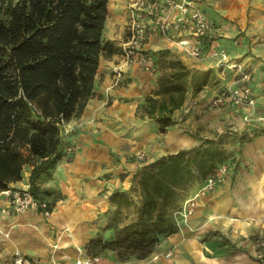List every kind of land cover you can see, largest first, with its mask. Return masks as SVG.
Listing matches in <instances>:
<instances>
[{"label":"trees","instance_id":"trees-1","mask_svg":"<svg viewBox=\"0 0 264 264\" xmlns=\"http://www.w3.org/2000/svg\"><path fill=\"white\" fill-rule=\"evenodd\" d=\"M111 1L0 0V192L22 180L31 165V190L45 199L40 191L43 175L64 155L61 125L81 116L95 95L104 55L122 49L104 37ZM144 45L138 50L150 52ZM172 67L137 109L141 117L155 119L163 132L178 122L176 112L189 85L197 93L211 80V71L193 73L181 58L172 60ZM249 83L255 92L253 76ZM226 158L223 148L209 139L148 161L133 176L142 197L139 217L118 225L108 240L101 235L97 240L117 249L122 259L149 257L164 237L178 230L171 211L182 190L202 184ZM110 200L118 209L132 203L121 189Z\"/></svg>","mask_w":264,"mask_h":264},{"label":"rangeland","instance_id":"rangeland-1","mask_svg":"<svg viewBox=\"0 0 264 264\" xmlns=\"http://www.w3.org/2000/svg\"><path fill=\"white\" fill-rule=\"evenodd\" d=\"M13 1L16 2L18 0ZM117 1L116 3L118 4ZM119 1L123 3L122 8L125 18H119L120 20L117 24L115 21L117 16L114 17L111 14L110 18L112 17V19H110L109 25L108 23L106 24L104 37L106 40H113L122 49L120 52L110 56L104 55V58L111 66L110 77L107 79L104 73L101 80L97 82L98 86H103V84L109 86L107 93H104L105 95L102 92L100 94V99L103 102V121H105V126L102 127L100 125V127L104 129L103 132L105 134L103 135L102 132L100 135L102 137H99L98 131H95L97 136L94 135L92 141L97 142L92 145H81L78 134H76L77 130L73 125L71 127L70 124L71 120L73 118L77 119L78 116H72L70 120L64 122L61 125L65 144L64 155L61 156L53 172L51 171V176L50 174L43 175L40 189L41 194L45 198L52 199V202H54V206L57 209H55V212L59 214V211H62V214L65 213L68 218L65 219L62 225L56 226L59 229L58 233L60 236L57 241L52 243V246L60 250L62 239L67 235L69 242L73 244L70 249H73L78 254L77 259L78 257H91L94 259L95 264L100 262L104 255H107V259L111 262L110 264L127 261V259L120 258L117 249L104 247V241L100 242L97 238L101 235L103 239L108 240L115 235L118 225L123 226L139 217L142 197L138 184L133 181L135 172L148 161L172 152V147L168 140L170 127L163 132L155 119L148 116L141 117L137 113L138 106L146 101V96L155 88L160 78L166 72L172 70V60L183 59L190 66L191 72H193L195 68L202 65L200 63L201 60L208 59L207 57L211 55L216 59L212 73L214 80L217 78L215 83L225 84V86H218V90L211 89L207 97L203 99L200 98L202 91L197 92V94L194 91V87L189 85L190 103L186 109L181 108L176 112L178 118L176 125L179 129H186L201 135L198 137L199 143L189 147L198 146L209 139L214 140L226 152L227 158L223 164L228 165L229 168L230 164L239 158L244 142L253 137L250 133L258 134L264 131V119H260V116H264V25H262L263 28L256 27L258 20H261V16H264V10H250L246 18L247 24L243 25L244 27L237 22L230 24L229 29L226 28V31L231 30L232 35L229 36L230 40L225 43V46L219 47L220 49L206 45V40L193 30H172L171 34L164 33L160 26L153 22V18L148 17L146 18V23L153 24V30L156 28L155 33H159L171 49L167 56H161V52L165 48L158 50L149 47L150 36L153 32L150 33L148 31L144 40L146 46H144L149 47L150 52L143 53L148 57V63L139 60L142 63V69L138 68L136 73L132 74L124 66L133 64L137 60L127 62L124 47L129 41L131 34V12L128 6L133 0H124L127 2L126 4L121 0ZM178 15L179 13L176 11L174 20L177 19ZM208 19L214 22V30L212 32L214 37L220 26H217L218 24L216 25V22L211 18ZM169 36H171V39H169ZM180 39H188L189 42L182 46L174 41ZM197 46L201 48V54L196 56L192 51ZM221 49L230 52H228L230 62H241L251 71L253 77L254 73L256 74L257 85L254 93L256 94L257 104L255 108L237 106L231 101L229 89L231 86L241 83L237 80L238 71L235 68L220 63V55H216L215 52ZM116 54L122 55L124 64H118L122 60L117 58ZM113 59L115 62L112 64L109 60ZM151 60H154V64L150 63ZM118 67L123 70L120 79L116 71ZM103 79H106V81L103 82ZM124 86H130L128 91H123ZM191 87H193V90L190 89ZM211 87L214 88V86ZM113 88L114 90L120 89L119 92L122 95L115 98ZM223 95L226 96L225 102L234 105L230 109L234 113L242 115L248 126L247 128H250L249 130L245 132L239 131L228 125H221V130L210 127L212 124V122L210 123L211 111L219 105L216 99ZM93 97L97 98L96 94ZM248 114L253 118L247 119L246 115ZM70 145L73 146L72 152L68 149ZM31 169L32 166L27 165L25 173ZM49 180H54L61 184L66 191L51 185L47 187L45 181L49 182ZM202 184L196 182L182 190L179 205L171 211L178 229L182 228L184 223L188 224L190 221V219L185 221L178 213V210L181 209L182 204L188 198L199 191ZM118 189L127 190L132 198V203L123 205L121 209H118V205L110 200V193ZM102 192L105 193V196ZM106 194L110 195L108 201L105 199ZM9 202L4 206H0V215L2 213L8 214L4 208L9 206ZM56 203L59 206L58 208ZM30 226L38 228V231L40 230L39 225L34 224L33 221ZM255 238L256 240L259 239V246H262L264 237L257 234ZM92 240H95V242L92 243ZM156 250L157 247L154 251ZM96 257H98L97 260L95 259ZM258 258L259 263L264 264V248L259 251ZM128 259L136 260L140 258L133 255ZM0 264L6 263L0 261ZM7 264L12 263L9 262Z\"/></svg>","mask_w":264,"mask_h":264},{"label":"crops","instance_id":"crops-1","mask_svg":"<svg viewBox=\"0 0 264 264\" xmlns=\"http://www.w3.org/2000/svg\"><path fill=\"white\" fill-rule=\"evenodd\" d=\"M121 1L125 2L124 0ZM195 1L207 18H211L216 22V25L218 24L217 26H220L217 33H215L216 36L213 37L214 34L211 33L205 41L206 45L218 49L222 45L225 46V43L230 40L229 36L232 35V31H226V28L229 29L230 24L237 22L244 27L243 25L247 24L246 18L250 10H264V0ZM117 2L119 7L115 21L118 24L119 18H125V16L123 15V3H120L119 0ZM110 15L111 11L107 20L108 24ZM152 25L149 24L148 26L149 32H153L150 36L149 47L158 50L170 47L159 33H155L156 28L153 30ZM262 25H264V16H261V20H258L256 27L263 28ZM221 29L223 30L221 31ZM225 49L227 50L226 47ZM115 56L122 60L118 64H124L121 54ZM207 58L201 60L202 65H199L193 71H211L210 82L205 85L201 90L202 92L200 91L201 99L206 98L211 89L218 90V86H225V84L215 83L217 78L216 80L213 78L215 57L210 55ZM135 60L137 61H134L133 64L124 66L132 74L136 73V70L142 66L138 58ZM109 61L112 64L115 62L114 59ZM110 68L109 62L103 57V64L97 75V82L101 80L104 73L105 77L109 79ZM255 75L254 73L256 82ZM105 81L106 79H103V82ZM190 85L194 86L193 84ZM211 86H214V88ZM108 87L104 84L103 86L97 84L95 93L97 98L92 97L83 114L78 116L77 119L73 118L70 122L71 127L73 125L77 130L76 134H78L81 145L95 144L97 141H92L93 136L96 134L95 131H98L99 137H102L100 135L104 131L102 127L105 126V121H103V102L100 99V94L102 92L105 95ZM129 87L124 86L123 91H128ZM190 89L193 90V87ZM119 91L120 89L114 90L115 98L122 95ZM190 100L191 96L189 97L188 92L182 108L186 109ZM233 106L228 102L219 103L216 109L211 111L210 123L212 122V124L210 127L221 130V125H228L239 131L249 130L250 128H247L248 126L242 115L236 114L230 109ZM176 124L170 125V131L168 132L172 152L199 143L198 137L201 136L199 133L179 129ZM104 134L105 132H103ZM250 134L253 137L244 142L239 158L230 164L225 182L218 184L214 190L201 196L196 211L190 218L189 223L187 222L188 224L184 223L182 228L164 237L151 257L136 260L127 259V261H119L117 264H260L258 253L264 248V242H262V246H259V239L256 240L255 235L258 234L264 237V131L258 134L251 132ZM88 141L89 143H87ZM52 172L50 171L47 175L50 174L51 176ZM30 176L31 170L26 171L22 180L12 183V188L31 184ZM45 185L47 187L51 185L66 191L63 188L64 186L54 180L45 181ZM102 194L105 196V193L102 192ZM109 196L106 194V201H108ZM45 199L52 202V199ZM8 202L9 198L6 190L0 192V206H4ZM56 206L59 207L57 203ZM55 211L49 217L43 215L41 211L34 210L10 214L2 213L0 215V261L6 264L9 262L14 264L13 253L19 248L26 253L38 256L40 258L39 264H75L78 254L70 249L73 244L69 242L67 235L62 239L60 250L52 246V243L57 241L60 236L58 225H62L65 219H68L65 213L62 214V211H59V214ZM32 221L34 224L39 225V231L38 228L30 226ZM110 263L107 255H104L103 259L97 264ZM90 264H95V262Z\"/></svg>","mask_w":264,"mask_h":264},{"label":"built area","instance_id":"built-area-1","mask_svg":"<svg viewBox=\"0 0 264 264\" xmlns=\"http://www.w3.org/2000/svg\"><path fill=\"white\" fill-rule=\"evenodd\" d=\"M131 12L130 23V39L124 47L127 62L134 61L138 58L142 62L148 63V57L140 53V49L148 33L149 23H146V18L152 17L153 22L158 24L164 33L171 34L172 30H193L199 36H209L214 30V22L210 21L203 11L198 7L195 0H133L129 6ZM178 12L179 15L174 20V13ZM171 39V36H169ZM177 44L184 46L189 41L188 39L174 40ZM196 56L201 54V48L197 46L192 51ZM216 55H220V63L227 64L232 68H235L238 72V81L241 84L231 86L229 89V95L234 105L244 106L247 108L256 107V95L249 83L251 79V71H249L245 65L241 62H230L228 52L225 50H219L215 52ZM119 79L122 76V69L116 68ZM226 96H219L216 99L217 103L225 102ZM246 118H253L250 114L246 115ZM260 119H264V116H260ZM69 151H73V146H68ZM229 171L228 165L223 164L219 166L216 172L210 173L205 182L199 188V191L188 198L178 210V213L185 221L194 215L198 206L199 197L208 194L214 190L216 186L222 183ZM10 198L9 206L5 207V211L10 214L11 212H22L27 210L41 211L43 215L49 217L56 209L54 205L46 199L38 198L31 190V184H27L21 187H11L6 190ZM96 260L98 257L95 258ZM94 262V259L78 258L75 264H90ZM14 264H39L40 258L36 255H31L24 252L22 249L17 248L13 253Z\"/></svg>","mask_w":264,"mask_h":264},{"label":"bare ground","instance_id":"bare-ground-1","mask_svg":"<svg viewBox=\"0 0 264 264\" xmlns=\"http://www.w3.org/2000/svg\"><path fill=\"white\" fill-rule=\"evenodd\" d=\"M111 1V0H110ZM117 0H112L111 1V14L112 15H116L117 9L119 7V5L116 3ZM126 4V3H125ZM122 6V5H121ZM117 16V15H116ZM112 19V17L110 18ZM109 25V24H108Z\"/></svg>","mask_w":264,"mask_h":264}]
</instances>
